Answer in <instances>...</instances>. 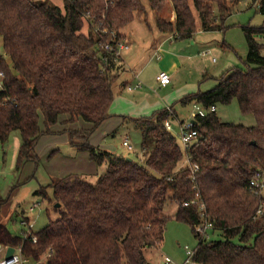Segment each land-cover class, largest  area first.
<instances>
[{"label": "trees", "instance_id": "trees-1", "mask_svg": "<svg viewBox=\"0 0 264 264\" xmlns=\"http://www.w3.org/2000/svg\"><path fill=\"white\" fill-rule=\"evenodd\" d=\"M144 1L151 11L162 2ZM170 2L175 23L157 18L155 27L189 41L197 25L203 32L224 31V21L242 0ZM249 2L264 17V0ZM143 13L140 0H63L62 10L47 2L0 0V44L7 58L0 64V144L17 131V165L34 162L41 136L53 134L57 124L80 121L90 128L69 131L70 145L105 167L94 183L67 176L41 187L35 194L47 198L50 190L60 219L35 233V244L22 240L23 232L11 236L0 224V244L21 246L23 257L35 263L45 256L44 264H147L146 250L163 242L168 221L163 209L170 202L173 219L197 240L194 264H264V210L256 217L260 200L248 188L254 173L264 171V45L258 42L264 40V26L240 28L247 46L243 70L232 68L211 90L179 101L209 110L234 100L241 114L253 117V127L222 123L215 111L208 112L196 119V138L184 152L163 126L176 117L170 108L171 115L163 109L130 119L140 134L142 161L100 152L86 141L110 118L115 97L121 59L103 50L107 34L125 38L121 30ZM185 155L198 167L193 182L189 169H180ZM192 200L196 205L182 207ZM6 201L0 197V213ZM198 205L212 226L204 238L195 229ZM215 232L221 240H209Z\"/></svg>", "mask_w": 264, "mask_h": 264}, {"label": "rangeland", "instance_id": "rangeland-1", "mask_svg": "<svg viewBox=\"0 0 264 264\" xmlns=\"http://www.w3.org/2000/svg\"><path fill=\"white\" fill-rule=\"evenodd\" d=\"M36 2H47L52 6L63 9V0H33ZM145 7V13L139 18L133 20L123 30L131 45L130 54L134 56V62L140 55L141 65L146 63L150 56V46L157 43L158 35H162L155 27V20L158 18L165 24H174L175 15L170 0H161L159 7L151 11L144 0H140ZM198 24V23H197ZM225 30L222 32H197L192 39L185 42L187 53L194 58L193 68L189 65L183 68L180 78L173 84V92L179 89L177 93L195 94L197 92H207L217 84L216 79L224 72L230 69L245 68L244 60L247 55V46L244 35L241 31L242 26L261 27L264 26V17L259 14L256 6L250 5V2H240L235 12L224 21ZM174 33L165 34V37H173ZM174 38V37H173ZM191 42H194L191 44ZM264 45V40H258ZM148 54L144 55V49ZM209 52V55H203ZM264 55V49L262 50ZM142 60V61H141ZM214 60V61H213ZM157 71V63L150 62L142 74L143 81H152ZM182 89V90H180ZM144 93L149 95V99L157 100V97L163 96L161 92L156 91L157 96L152 92V88H143ZM193 92V93H192ZM115 95V94H114ZM174 97V96H173ZM154 100V101H155ZM165 108H172L176 113L175 118H168L171 124L170 134L178 139V125L184 122L193 110L192 105L180 106L179 99H172ZM162 104V103H161ZM165 106V105H164ZM160 110V109H159ZM215 114L220 122L241 125L249 128L253 127L255 122L251 115L240 113L236 101L228 105H216ZM90 125L84 122H76L72 125L57 124L51 128V135H43L39 138L34 155L36 161L24 162L18 166V155L21 146V136L17 131L10 133L7 141L0 144V197L7 199L0 213V224L4 225L11 236H19L21 232L27 230L22 225L26 220L32 224L31 232L33 234L41 231L49 225L60 219V215L54 212L55 204L50 202L51 191L47 190V198L35 194L41 187H46L52 179H62L67 176H78L89 183H94L99 175L105 171L104 166H97L89 160L88 153L77 151L70 145L69 131L88 130ZM103 136L99 132V127L87 137V143L100 152H107L114 156H122L135 161H142L143 157L140 150L141 138L133 124L127 126H118L108 136ZM126 138V139H125ZM127 140L132 147L127 151L122 147V141ZM77 143H83V140H72ZM36 206L35 208H33ZM32 209V211H30ZM174 204L167 202L164 206L163 214L168 217L163 242L157 250L146 253V259L149 264H163V259L168 258L170 264H185L187 259L184 248L187 247L193 251L197 245L190 228L173 219ZM218 232L209 236V240H221ZM45 256L40 257L39 263L26 260L22 264H44Z\"/></svg>", "mask_w": 264, "mask_h": 264}, {"label": "crops", "instance_id": "crops-1", "mask_svg": "<svg viewBox=\"0 0 264 264\" xmlns=\"http://www.w3.org/2000/svg\"><path fill=\"white\" fill-rule=\"evenodd\" d=\"M161 34L162 35L156 36L157 43L150 46L151 54L147 58L146 63L143 65H141L139 58L141 54L138 55V60H136L135 62L133 61L134 56L130 54V40L125 34H123L125 37L124 39L129 46V49L121 53V62L118 64V67H120L118 70V76L113 85V92L115 94V97L108 110L110 118L99 127V132L103 133L102 137L110 135L112 131L118 126H127V124H132V119L147 118L154 113L163 110L164 107H166V105L171 102V98L179 99L180 101L181 99L189 95L185 94L186 92L177 93L179 89L177 90V92L175 90V95L173 92V84L176 80L178 82L183 68L189 65V69H191L195 65L198 66V64H194V58H192L187 53V48L185 46L186 41L177 40L174 38L170 39L172 36H168L167 38H165L162 37L165 36V34ZM193 43L194 42H191V44ZM143 51L144 55L148 54L146 48ZM152 61H155L157 63V71L155 72L152 81H143L141 76L147 65ZM160 72H165L170 76V84L166 87L159 86L156 81V76ZM137 84H140L141 86L139 89H135ZM144 87H146L147 89H150L151 87L152 92L155 94V96H157L156 91L161 92L163 96H158L157 100H151L149 99L148 94L142 92ZM122 117L125 118L123 119ZM187 119H185L184 121H186ZM174 213L175 207L173 209V215ZM160 245L146 250L145 259L147 252L153 251L154 249L157 250ZM147 264H149L148 261Z\"/></svg>", "mask_w": 264, "mask_h": 264}, {"label": "built area", "instance_id": "built-area-1", "mask_svg": "<svg viewBox=\"0 0 264 264\" xmlns=\"http://www.w3.org/2000/svg\"><path fill=\"white\" fill-rule=\"evenodd\" d=\"M242 1L245 3L249 2V0H242ZM102 33L106 34L107 31L103 30ZM172 38L173 37H171L170 39ZM102 47L105 52L112 53L117 60L121 59L122 52L127 51L129 49V46L126 40L124 38L119 40L115 32H110L107 34V40L105 41ZM203 55L204 56L209 55V52H204ZM6 59H7L6 54L3 53L2 47L0 44V64H1V61L6 62ZM103 61L106 62L105 59H103ZM3 81H4V74L2 71H0V91L3 90ZM156 81L159 86L166 87L170 84V76L165 72H160L156 76ZM140 87H141L140 84H137L135 89H139ZM191 105H192L193 110L190 112L189 118L186 121L179 123L178 125V131H179L178 139L180 142V147L184 152L190 148L192 142L196 138V132L193 130V127L195 125L193 123L196 122V119L203 118L206 116L208 112L212 113L215 111L214 107L209 108V110H204L200 105H197L195 103ZM165 110L168 112V114L171 115L170 108H166ZM163 126L166 131L168 132L171 131V124L168 119L164 121ZM121 145L127 151L132 150V147L128 144L127 140H124ZM184 168L189 169L190 180L191 182H193L195 179V173L198 171V167L196 165H191L190 159L186 155L184 156V160H183V163L180 169H184ZM248 188H249V192L256 195L260 200L259 207L256 212V217H258L263 213V210H264V171L257 170L254 173L252 179L249 182ZM191 205H196V202L192 200L190 202L183 203L182 207H188ZM198 206H199L198 210L200 212V223L197 225L195 229H196L197 234L200 237L204 238V237H207V233L208 231L212 229V226L206 220L204 215L201 214V212L203 211V206L202 205H198ZM35 207L36 206H34L33 208ZM30 211H32V209H30ZM22 225L27 228V230L24 231L22 234V240L30 239L31 243L35 244L37 242V239L35 235L31 232L32 224L26 220H23ZM9 248L13 249V254L11 258L6 257L7 250ZM184 250L187 256L185 264H194L191 260L193 256V251H190L187 247H185ZM26 260L27 259H25L22 255L21 246L11 247V246L0 244V264H22L23 262H26ZM170 263L171 261L168 258L163 259V264H170Z\"/></svg>", "mask_w": 264, "mask_h": 264}, {"label": "water", "instance_id": "water-1", "mask_svg": "<svg viewBox=\"0 0 264 264\" xmlns=\"http://www.w3.org/2000/svg\"><path fill=\"white\" fill-rule=\"evenodd\" d=\"M193 124H195V122H194ZM54 208H55V209L59 208V205H58V204H55ZM12 254H13V249H12V248H9V249L7 250L6 257H7V258H11Z\"/></svg>", "mask_w": 264, "mask_h": 264}]
</instances>
